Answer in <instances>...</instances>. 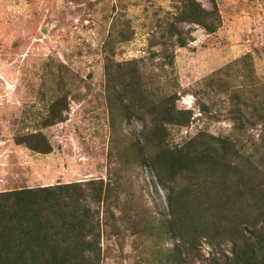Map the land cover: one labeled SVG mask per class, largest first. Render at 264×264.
Here are the masks:
<instances>
[{
    "label": "rangeland",
    "instance_id": "374dc122",
    "mask_svg": "<svg viewBox=\"0 0 264 264\" xmlns=\"http://www.w3.org/2000/svg\"><path fill=\"white\" fill-rule=\"evenodd\" d=\"M28 192L0 264H264V0H0V233Z\"/></svg>",
    "mask_w": 264,
    "mask_h": 264
},
{
    "label": "trees",
    "instance_id": "16d2710c",
    "mask_svg": "<svg viewBox=\"0 0 264 264\" xmlns=\"http://www.w3.org/2000/svg\"><path fill=\"white\" fill-rule=\"evenodd\" d=\"M27 195L30 196L28 198L34 199V203L31 202L30 204H28V207L31 208V207L36 205L37 207H36L35 213H31L28 215H20L21 217L18 218L19 221L16 222L18 224H15L14 227H10L9 226L10 223L7 222L3 226V228H6V229L1 231V233H0V237L4 236L6 234H10V235H12V237L16 238L18 241L20 240L18 246L12 247V243H10L9 249L4 252V253H6L4 258L6 259L7 262H17V261L24 262L23 260H25V259L27 260L31 257L30 255H34V254L40 255V256L43 255L42 245H43L44 239H41L40 240L41 244L37 245L34 249L26 250L25 248H23L21 246V243H22L21 239L23 237H26L28 235L36 236V234H31L32 230H30V227H32V228L41 227L42 224L40 222H41V218H42V213H44L42 202H40V200H42V198H40L37 195V192H28ZM4 197H6V198L2 199ZM43 199H45V197H43ZM0 202H6V205H2L0 203V208L2 209L0 211V214L5 215V218L9 217L6 215L17 214V212L19 210L18 208H20V207L15 208V207H12L10 205L11 202H10V198L8 197V195L0 196ZM27 211H28V209H27ZM10 220H12V219H10ZM11 229H13V230L11 231Z\"/></svg>",
    "mask_w": 264,
    "mask_h": 264
}]
</instances>
